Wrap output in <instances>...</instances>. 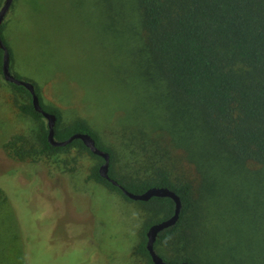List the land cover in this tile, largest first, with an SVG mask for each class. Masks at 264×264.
I'll return each mask as SVG.
<instances>
[{
    "label": "rangeland",
    "instance_id": "obj_1",
    "mask_svg": "<svg viewBox=\"0 0 264 264\" xmlns=\"http://www.w3.org/2000/svg\"><path fill=\"white\" fill-rule=\"evenodd\" d=\"M114 6L119 7L113 0L15 1L4 19V37L14 54L12 72L39 86L46 104L61 109L63 124L77 119L91 124L113 149L117 173L143 179L153 178L155 169L187 168L194 205L168 243L159 245L169 257L189 251L206 263L216 247L214 233L226 224L225 244L256 243L239 234L245 238L263 221L257 185L262 165L222 159L209 168L213 154L189 146L179 137V128L169 135L163 120L168 115L166 88L158 83L150 94L146 90V101H139L129 81L133 69L128 49L139 58L141 39L121 37L119 16L111 11ZM126 24L131 31L130 22ZM14 94L0 76V187L8 195L2 211H10L1 231L7 240L21 238L15 247L14 241L1 246L5 263L15 259L16 264H144L136 246L145 226L163 215L161 209L129 200L90 179L100 159L79 147L34 161L14 157L4 144L16 133L36 142L40 124L19 112ZM230 165L239 166L237 172L231 173ZM238 177L255 201L233 205ZM245 205L246 211L251 208L260 215L257 223L244 215ZM234 208L240 222L234 219Z\"/></svg>",
    "mask_w": 264,
    "mask_h": 264
},
{
    "label": "trees",
    "instance_id": "obj_2",
    "mask_svg": "<svg viewBox=\"0 0 264 264\" xmlns=\"http://www.w3.org/2000/svg\"><path fill=\"white\" fill-rule=\"evenodd\" d=\"M113 1L119 5L114 6L111 11L114 16H119L121 37L124 38L123 35L128 34L127 37H136L138 41L141 39L138 47L139 58L135 57L131 48L128 49L132 56L133 69L129 81L134 86L139 101L148 99L146 90L150 94L158 83L163 85L166 88L163 98H166L168 110V115L163 120L167 121L169 135L173 137V129L179 128V137L187 141L189 146L213 154L208 162L209 168L211 165L216 166L222 159L262 165V181L257 185L261 194L258 199L264 205V0ZM4 2L5 0H0V9ZM127 22L132 25L131 31L125 28L128 26ZM4 28L5 21L0 26V33L9 48L12 67L14 54L4 37ZM2 64L3 49L0 48V76L4 79ZM137 74L139 84L141 83L139 90H136ZM5 82L14 90V102L19 112L40 123L35 134L36 142L25 134L16 133L4 144L14 157L34 161L44 155L74 146L79 147L84 153L100 159L92 167L90 179L133 200L125 195L119 186L101 175L99 167L104 159L94 154L81 139H75L65 146L52 145L48 140L46 118L35 109L30 91L23 85L6 80ZM32 83L42 107L57 116L55 137L58 140L67 139L75 132H87L93 136L101 149L110 153L109 174L127 189L141 193L152 186H168L181 197L183 206L179 221L161 231L155 242V249L164 260L188 261L191 264H264V206L261 216L263 221L259 227L255 226L258 230L250 231L245 238L238 232L243 240H256L254 244H225L229 227L226 224L214 233L216 247L208 254L206 263L200 255H189V251L182 253L179 258H174L160 250L159 245L168 243L194 205L191 196L193 182L187 176V168L184 170L183 167L174 165L172 169H155L153 178L143 179L135 178L130 173H117L114 168V151L103 143L98 131L85 119L63 124L61 109L46 104L39 86ZM154 119L156 120V117ZM159 121L161 123L162 118H159ZM169 159L175 162L171 155ZM197 163L203 164L201 159H198ZM227 169L234 173L239 166L230 165ZM238 179V191L234 194L233 205H241L244 200L246 203L255 201L256 198L251 199L249 193L242 189L246 188L244 179ZM5 192L0 187V248L8 241H14L15 247V242L21 239L17 235L8 240L3 238L2 226L10 213L8 211L5 214L2 211L3 199L5 202L8 200ZM137 201L143 204L152 203L163 213L161 217L145 226L141 233L142 239L136 246V253L145 259L144 264H155L147 249L146 232L153 223L173 214L175 202L170 197L158 196ZM250 210L251 208L246 211L245 205L244 215L247 214L257 223V217L260 218V215L255 210L252 213ZM231 211L234 219L237 218L240 222L238 208ZM4 214L5 217L2 218ZM1 249L0 257L3 260L5 256L2 255ZM7 252L13 258L8 249ZM3 262L7 264L4 260ZM14 262L9 264H16Z\"/></svg>",
    "mask_w": 264,
    "mask_h": 264
},
{
    "label": "water",
    "instance_id": "obj_3",
    "mask_svg": "<svg viewBox=\"0 0 264 264\" xmlns=\"http://www.w3.org/2000/svg\"><path fill=\"white\" fill-rule=\"evenodd\" d=\"M12 3H13V0H5L4 5L0 9V26L3 23L6 14L10 10ZM0 48L3 49L2 72H3L4 79L8 82H12L18 85H23L30 91L32 95V102H33L35 109L37 111H40L46 118L48 129H49L48 140L50 141L52 145L65 146L75 139H81L84 142V144L94 154L101 156L104 159L103 163L99 167V171L101 175L107 178L108 180H110L113 184L119 186L120 189L123 191V193L127 195L129 198L133 200H143L144 201V200H149L150 198L154 196H158V197H170L174 200L175 209H174L173 214L161 221L153 223L147 229V232H146L147 249L149 250L155 264H191L188 261H182V262L166 261L155 249V242L157 240L159 233L171 226H174L180 219L183 203H182L181 197L177 194V192L168 186H152L141 193H136V192H133L127 189L125 186L120 184L116 179L112 178L109 174L110 160H111L110 153L104 149H101L96 144V141L93 138V136L87 132H75L72 135H70L67 139L58 140L55 137V125L57 121L56 114L51 113L42 107L39 95L36 92L35 85L31 81L19 78L12 72L10 51H9L8 46L6 45V43L1 37V33H0Z\"/></svg>",
    "mask_w": 264,
    "mask_h": 264
}]
</instances>
